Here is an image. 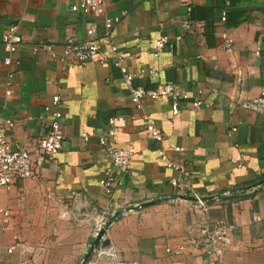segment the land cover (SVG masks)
Wrapping results in <instances>:
<instances>
[{"label": "crops", "instance_id": "1", "mask_svg": "<svg viewBox=\"0 0 264 264\" xmlns=\"http://www.w3.org/2000/svg\"><path fill=\"white\" fill-rule=\"evenodd\" d=\"M79 1L0 0V120L13 122L11 148L28 150L38 163L36 177L0 188V264H79L93 242L92 213L107 212L111 220L119 212L115 203L140 207L115 214L105 231L118 260L210 264L197 242L199 227L224 220L236 226L224 263L264 264V223L253 221L263 206L255 189L264 179V114L238 104L264 86V0H105V16L118 20L109 40H101L100 53L86 66L71 59L64 65L44 48L52 45L60 54L67 40L86 39L88 19L69 10ZM10 26L23 43L8 67L2 38ZM223 35L232 40L231 52L222 48ZM163 36L168 41L155 55ZM118 55L135 85L180 86L188 99L179 114L172 115L167 99L144 98L136 110L115 65ZM55 94L64 144L56 156L39 159ZM195 100L198 109L192 108ZM144 117L154 120L162 143L145 131ZM109 120L116 128L111 143L136 150L113 200L98 184L107 166L98 138ZM161 150L174 167L187 170L190 185L209 201L206 212L174 198L168 179L177 173L160 159ZM213 197L220 201L211 203ZM110 263L105 256L96 259Z\"/></svg>", "mask_w": 264, "mask_h": 264}, {"label": "built area", "instance_id": "2", "mask_svg": "<svg viewBox=\"0 0 264 264\" xmlns=\"http://www.w3.org/2000/svg\"><path fill=\"white\" fill-rule=\"evenodd\" d=\"M183 3L182 0H177ZM72 13H80L84 15L88 21L85 27L86 39L81 42H76L72 39L67 40L63 46L60 54L54 51L53 46L48 45L44 49L54 58L66 65L67 62L73 60L80 66H86L94 57H96L102 47L101 40H109V34L114 21L105 16V0H80L77 4L70 6L69 9ZM188 12L190 8H187ZM225 19V13L221 14V20ZM99 21H101L103 28V35H98ZM180 37H178V40ZM168 41V37L163 36L156 42L155 55ZM2 43L5 50V57L3 64L10 67L12 63V55L17 51L18 47L23 43L22 38L18 35L16 26L8 27L2 38ZM222 48L226 52H231L233 49L232 40L227 36H222ZM111 51H115V46H110ZM38 51V50H34ZM123 56L118 55L115 65L119 67L122 73V79L129 91L130 103L136 110L140 109V103L144 98L151 100L167 99L171 102V113L177 116L180 112V103L188 99L186 92L177 84H160L153 90H146L143 86L135 85L133 79L135 75L127 70L123 65ZM71 59V60H70ZM13 74L8 73L5 82V95L11 94L10 85L12 82ZM242 80L237 79V83L241 84ZM60 96L55 94L51 99V107L47 108L49 111L48 119V132L38 141V155L39 159L47 156L49 159L56 156L63 148L64 134L62 130L63 114L59 110ZM193 109H198L201 106L199 100L192 103ZM241 109L255 114H264V86L260 88L258 96L247 99H240L238 102ZM145 131L150 137L159 143L163 142V134L156 128L155 122L150 117L143 118ZM13 122L10 119L0 120V188L8 190L10 186L18 180H27L36 177L35 168L38 163L33 159L32 154L23 148L12 149L7 137V133L12 129ZM109 130L99 136L98 146L102 156L107 161V166L102 172V176L98 181L101 192L104 196L113 200L114 190L118 187L121 180L129 174L131 161L136 153L132 146L116 147L111 143V139L115 134L114 121L109 120ZM234 132V129H232ZM85 139V136H83ZM179 149H175L178 151ZM160 159L164 162L165 166L172 168L177 175L168 179V184L172 189L173 196L179 199L180 196L191 198V204L195 211L206 212L209 209V201L203 199L198 195L193 186L190 185L188 179L189 174L184 167H174L168 160L163 150L159 153ZM234 161V160H232ZM235 163V162H234ZM258 191L262 200V209L253 215L255 223H264V182L257 186L255 189ZM228 193L222 196H228ZM211 203H218L220 198L213 197ZM180 200V199H179ZM118 213L113 212L111 218L115 219L117 215L122 216L127 213L139 209L138 205L127 206L124 204H113ZM2 213L4 222L8 219V212L5 210ZM117 214V215H115ZM110 214L107 212L92 213V237L97 236L101 229L107 230L113 220L109 219ZM236 226L228 221L220 220L213 224L204 223L199 227L198 244L202 252L210 260V264H225L223 257L226 251L233 244ZM264 249V246H263ZM11 248L8 252H11ZM93 256V258H92ZM105 256L111 263L110 264H136L135 262L121 261L116 258V254L112 247H99L94 249L91 257L85 264H96V259ZM1 259V257H0Z\"/></svg>", "mask_w": 264, "mask_h": 264}, {"label": "water", "instance_id": "3", "mask_svg": "<svg viewBox=\"0 0 264 264\" xmlns=\"http://www.w3.org/2000/svg\"><path fill=\"white\" fill-rule=\"evenodd\" d=\"M180 200H186V201H191V198H188V197H184V196H180L179 197ZM105 229H101L97 236L93 239V242L92 244L89 246L83 260L81 261L80 264H85L88 259L91 257L94 249H96L99 245L101 247H107L108 246V241L104 238V235H105Z\"/></svg>", "mask_w": 264, "mask_h": 264}, {"label": "trees", "instance_id": "4", "mask_svg": "<svg viewBox=\"0 0 264 264\" xmlns=\"http://www.w3.org/2000/svg\"><path fill=\"white\" fill-rule=\"evenodd\" d=\"M263 182H264V179H261V180H260V183L262 184ZM256 185H257V184H256Z\"/></svg>", "mask_w": 264, "mask_h": 264}, {"label": "rangeland", "instance_id": "5", "mask_svg": "<svg viewBox=\"0 0 264 264\" xmlns=\"http://www.w3.org/2000/svg\"><path fill=\"white\" fill-rule=\"evenodd\" d=\"M80 263H81V262H80ZM80 263H79V264H80Z\"/></svg>", "mask_w": 264, "mask_h": 264}]
</instances>
